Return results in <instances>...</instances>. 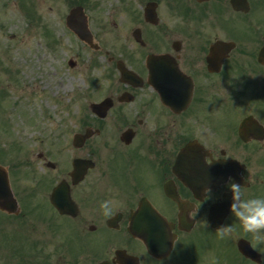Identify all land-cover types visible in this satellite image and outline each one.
I'll use <instances>...</instances> for the list:
<instances>
[{"label":"flooded vegetation","instance_id":"af4514ba","mask_svg":"<svg viewBox=\"0 0 264 264\" xmlns=\"http://www.w3.org/2000/svg\"><path fill=\"white\" fill-rule=\"evenodd\" d=\"M65 3L66 15L84 9L93 43L60 21L63 35L78 57H101V114L81 116L71 142L39 150L35 166L26 151L12 172L0 163L18 202L0 210V264H264L228 187L264 197V0ZM77 159L94 166L78 171ZM144 218L158 219L170 255L132 233L154 229ZM224 224L235 231L222 240Z\"/></svg>","mask_w":264,"mask_h":264},{"label":"rangeland","instance_id":"374dc122","mask_svg":"<svg viewBox=\"0 0 264 264\" xmlns=\"http://www.w3.org/2000/svg\"><path fill=\"white\" fill-rule=\"evenodd\" d=\"M25 1L0 0V144L10 156L3 164H16L25 146L35 166L39 150L51 152L55 143L71 142L78 119L101 100V57L78 58L75 43L65 39L64 0ZM51 27L61 38L55 49L44 34ZM70 59L78 66L70 68ZM61 129L70 133L64 130L58 138Z\"/></svg>","mask_w":264,"mask_h":264},{"label":"clouds","instance_id":"9594fccd","mask_svg":"<svg viewBox=\"0 0 264 264\" xmlns=\"http://www.w3.org/2000/svg\"><path fill=\"white\" fill-rule=\"evenodd\" d=\"M228 187L231 192L230 214L239 221L244 232L253 235L256 242H264V197L246 199L242 186L233 181L229 183ZM205 191L210 193L211 190L205 189ZM112 203L111 200L101 202L100 208L103 215H111ZM189 215L192 218L193 211ZM234 231L231 224L221 225L215 230L218 238L222 240L231 236ZM252 246L255 248L256 244Z\"/></svg>","mask_w":264,"mask_h":264},{"label":"water","instance_id":"95a60500","mask_svg":"<svg viewBox=\"0 0 264 264\" xmlns=\"http://www.w3.org/2000/svg\"><path fill=\"white\" fill-rule=\"evenodd\" d=\"M100 109H101V105H93V110L95 112H99ZM10 200H13V198H12V193L9 186L8 178L7 175L4 173L3 169L0 167V203H2V205H5V202L8 203L10 202ZM55 204L58 207H61V205L57 201L55 202Z\"/></svg>","mask_w":264,"mask_h":264}]
</instances>
